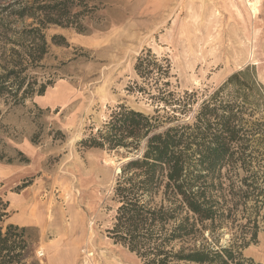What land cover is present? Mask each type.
<instances>
[{
	"label": "rangeland",
	"instance_id": "374dc122",
	"mask_svg": "<svg viewBox=\"0 0 264 264\" xmlns=\"http://www.w3.org/2000/svg\"><path fill=\"white\" fill-rule=\"evenodd\" d=\"M105 1L85 33L47 31L50 53L37 70L51 82L44 96L0 100V199L9 205L8 222L28 230L38 264H144L108 232L118 208L117 169L142 153L81 145L119 106L172 114L192 94L175 120L160 111L163 131L192 123L233 74L250 69L264 86V0ZM54 36L65 41L54 44ZM139 58L145 62L137 71ZM222 234L210 239L212 248L230 245L231 232ZM241 255L264 264V223Z\"/></svg>",
	"mask_w": 264,
	"mask_h": 264
},
{
	"label": "trees",
	"instance_id": "16d2710c",
	"mask_svg": "<svg viewBox=\"0 0 264 264\" xmlns=\"http://www.w3.org/2000/svg\"><path fill=\"white\" fill-rule=\"evenodd\" d=\"M107 4L0 0V100L21 104L44 96L51 82L40 81L37 70L50 53L47 31L85 33ZM147 56L156 61L150 51ZM144 62L138 59L137 71ZM192 97L185 93L172 114L164 107L156 116L121 105L81 142L86 149L142 153L121 168L109 235L144 264H248L241 252L256 243L264 223V86L250 69L233 74L200 105L192 123L159 131L160 111L171 122L176 113L186 114ZM8 206L0 199V264H38L28 230L8 222ZM225 231L230 245L212 248L210 239L217 243Z\"/></svg>",
	"mask_w": 264,
	"mask_h": 264
},
{
	"label": "bare ground",
	"instance_id": "6f19581e",
	"mask_svg": "<svg viewBox=\"0 0 264 264\" xmlns=\"http://www.w3.org/2000/svg\"><path fill=\"white\" fill-rule=\"evenodd\" d=\"M253 1H254V0H253ZM256 2H257V1H256ZM252 10H253L254 12H257V11H256V6H255V5H252ZM118 172H120V169H119V168L117 169V173H118Z\"/></svg>",
	"mask_w": 264,
	"mask_h": 264
},
{
	"label": "water",
	"instance_id": "95a60500",
	"mask_svg": "<svg viewBox=\"0 0 264 264\" xmlns=\"http://www.w3.org/2000/svg\"><path fill=\"white\" fill-rule=\"evenodd\" d=\"M129 161V160H128ZM121 173V170H120V172H119V174Z\"/></svg>",
	"mask_w": 264,
	"mask_h": 264
}]
</instances>
